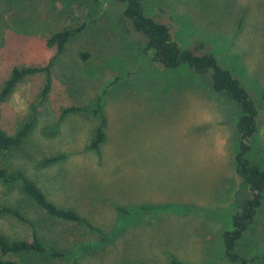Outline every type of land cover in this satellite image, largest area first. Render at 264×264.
Listing matches in <instances>:
<instances>
[{
	"label": "rangeland",
	"instance_id": "374dc122",
	"mask_svg": "<svg viewBox=\"0 0 264 264\" xmlns=\"http://www.w3.org/2000/svg\"><path fill=\"white\" fill-rule=\"evenodd\" d=\"M115 2V1H114ZM112 0H0V87L14 66L44 65L57 54L47 38L71 37L53 66V86L39 103L44 74L22 81L0 104V128L14 133L36 117L26 144L0 151V165L24 167L61 207H72L106 234L47 218L17 188L0 183V208L17 205L47 246L65 256H13L27 264H236L224 257L226 230L252 192L237 172L241 106L213 87L212 72L165 67L139 36L118 27L124 4ZM147 15L171 27L181 48L203 51L229 69L259 109L246 157L264 169V0H143ZM135 34V33H134ZM140 34V33H136ZM87 53V58L83 57ZM107 118L101 153L88 148ZM80 106L87 111L69 113ZM61 161L41 167L46 157ZM118 206L132 210L123 214ZM123 209V210H124ZM0 230L31 239L32 229L0 214ZM248 264H264V203L238 241Z\"/></svg>",
	"mask_w": 264,
	"mask_h": 264
},
{
	"label": "trees",
	"instance_id": "16d2710c",
	"mask_svg": "<svg viewBox=\"0 0 264 264\" xmlns=\"http://www.w3.org/2000/svg\"><path fill=\"white\" fill-rule=\"evenodd\" d=\"M92 1L97 3L103 0ZM112 1L124 4L120 23L118 22L117 24L121 28L120 30L125 34L141 37L144 43V51L152 52L153 60L165 67H177L182 64H188L198 73L211 71L214 89L217 92H225L241 106L242 113L238 120L240 148L235 157L237 160V172L248 184L252 195L236 208L233 214L234 228L224 231L223 238L224 257L236 264H248V259L237 250L238 241L249 229L258 209L264 203V169L252 163L246 157L247 153L252 149V137L258 133L260 117L255 101L241 81L229 69L223 68L213 55L203 51L204 43H199L196 46L202 51H197L194 48H181L180 44L174 39L171 27L168 24L147 15L142 3L143 0ZM83 27H85V24L79 27H66L51 34L47 38L46 43L49 47H56L57 54L44 65L14 66L8 78L0 87V104L12 95L22 81L36 74H44L45 80L38 95V102L32 105L35 112L38 104L43 103L52 90L53 66L56 57L63 53L71 37L80 32ZM87 56V53H83L84 58H87ZM98 106V108L93 109V113L96 117H101V122L95 126L88 148L96 153H101V147L107 139L105 133L107 118L102 112L101 98ZM83 110L87 111L80 106L65 107L61 118H64L69 113ZM35 123L36 117L33 114L32 117L20 122L14 133H9L0 128V151L13 152L23 148L35 127ZM64 158V154L46 156L37 165L46 167ZM0 183L9 189L17 188L19 193L33 202L47 218L88 227L92 232L101 235V240H106L105 232L100 227L93 225L82 213L72 207H61L53 201L38 181L34 180L24 167L1 164ZM118 209H121L120 211H123V214H132V210L124 209L120 206H118ZM0 214H9L32 229L31 239L27 237H11L0 230V264H27L24 260L12 258L13 256L28 255L33 258L46 256L63 257L67 254L66 251L60 250L55 246H47L37 229L35 221L22 212L17 205H3L0 208ZM170 264L188 263L181 261L175 255H171Z\"/></svg>",
	"mask_w": 264,
	"mask_h": 264
}]
</instances>
